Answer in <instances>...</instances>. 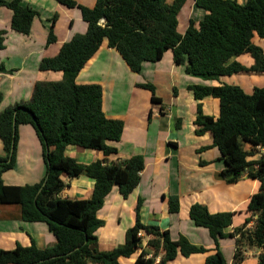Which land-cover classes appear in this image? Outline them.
Returning <instances> with one entry per match:
<instances>
[{
	"label": "trees",
	"instance_id": "obj_1",
	"mask_svg": "<svg viewBox=\"0 0 264 264\" xmlns=\"http://www.w3.org/2000/svg\"><path fill=\"white\" fill-rule=\"evenodd\" d=\"M69 8H78L88 23L84 35H76L65 43L58 55L45 58L42 71L62 72L63 78L54 82H38L29 102L19 103L0 114V139L6 156L0 158V174L15 166L21 125L34 127L43 146L46 165L44 179L35 185L8 186L0 183V206H19L21 220L43 222L56 237L55 246L45 250L34 244L17 246L14 250L0 249V264H121L138 253L143 231L150 237L148 246L152 257L141 251L134 264H167L180 254L189 258L206 254L210 250L190 243L181 236L173 240L169 231L146 226L141 221L143 200H139L134 227L126 233L123 245L111 251L97 249L99 229L105 221L99 218L107 197L115 186L124 198L138 187L145 169L143 156L110 164L107 159L89 165L78 163L66 156L69 146L99 150L106 157L117 153L111 143L122 139L123 120L108 118L103 109L101 85L77 83L79 73L95 56L104 43L116 50L132 72L140 74L144 63L161 60L173 51L177 65L204 81H220L237 73L264 74V51L253 41L257 35L264 40V0H195L196 6L206 11L205 18L196 24L193 20L186 33L178 32V15L186 0H97L94 8H87L75 0H58ZM12 12L11 29L29 35L32 24L40 12L22 3V0H0V9ZM56 17L52 20L48 44L56 41ZM5 31H0V50L5 47ZM250 54L255 64L246 68L228 62L234 56ZM7 70L0 67V73ZM139 87L152 94V102L162 103L152 84ZM189 90L198 101L213 97L220 101V116H207L198 105L195 121L198 136L211 133L213 147L218 148L226 168L220 178L228 184L243 177L257 180L259 191L254 194L247 211L251 216L232 232L234 213L211 214L208 208L195 204L190 208V219L196 226L207 229L215 242V253L206 264H228L219 244L221 239H234L236 250L232 264H243L248 250H259L257 264H264V87L247 94L241 87L195 85ZM3 94L0 92V105ZM263 150L260 159L248 160L255 153L246 151L245 145ZM70 179L88 176L96 180L93 196L88 200L61 199L67 187L63 176ZM171 213H178V197L169 199ZM253 226L250 227V224ZM164 252L159 263L156 260Z\"/></svg>",
	"mask_w": 264,
	"mask_h": 264
},
{
	"label": "crops",
	"instance_id": "obj_2",
	"mask_svg": "<svg viewBox=\"0 0 264 264\" xmlns=\"http://www.w3.org/2000/svg\"><path fill=\"white\" fill-rule=\"evenodd\" d=\"M75 1L87 8H94L97 3V0ZM236 1L245 4L248 0ZM168 2L171 4L174 0ZM22 3L40 12L29 35L13 31L12 12L7 8L0 9V31L6 32L5 47L0 50V67L7 70L0 73V92L3 94L0 114L16 104L29 102L36 83L62 80V72L42 71V61L55 57L65 43L88 31V23L78 8H69L58 0H22ZM205 15L206 11L197 7L195 0H186L178 15V32L184 35L192 20L200 24ZM55 17L56 41L48 44L50 26ZM253 41L264 51V40L256 35ZM234 62L246 68L255 64L250 54L234 56L228 64ZM77 83L101 85L106 116L123 120L125 128L120 142L111 143L118 150L116 154L106 157L99 150L69 146L66 156L84 165L104 159L110 164L135 156L145 159L140 184L133 193L124 198L115 186L107 197L98 214L105 221V226L97 232V249L111 251L125 243L127 231L136 224V209L142 199L141 221L144 225L169 231L173 240L183 236L190 243L210 250L189 258L180 254L167 264H206L207 257L215 253V242L207 229L196 226L190 219V208L200 204L207 207L211 214L234 213L232 227L226 231L232 232L251 216L247 205L259 191L260 183L243 177L237 183L228 184L220 178V173L226 168L222 155L218 148L213 147L212 134L198 136L195 125L199 104L205 115L218 118L220 101L213 97L198 101L189 87L228 84L252 94L255 88L264 87V74L242 72L220 81H204L188 74L184 65H177L173 51H168L157 62L144 63L142 72L137 74L116 50L104 43L79 73ZM142 84H152L162 103H153L151 92L138 86ZM18 133L15 166L0 174V183L8 186L39 184L46 175L42 143L31 125L19 126ZM244 148L255 153L248 158L250 161L260 159L263 153L260 147L254 149L249 144ZM5 156L0 139V158ZM62 178L68 185L59 195L61 199L92 198L95 179L83 175L74 179L67 175ZM172 196L178 197L180 202V210L174 214L169 208ZM20 216L19 206H0V249L10 251L17 246L30 247L34 244L38 249L45 250L56 245L57 239L46 223L25 222ZM149 238L145 234L141 239L140 251L145 250L152 257ZM219 248L227 263L232 264L235 240L221 239ZM140 251L129 259L121 258L119 262L134 264ZM163 254L162 251L157 263ZM259 254L258 250H248L243 264H257Z\"/></svg>",
	"mask_w": 264,
	"mask_h": 264
},
{
	"label": "built area",
	"instance_id": "obj_3",
	"mask_svg": "<svg viewBox=\"0 0 264 264\" xmlns=\"http://www.w3.org/2000/svg\"><path fill=\"white\" fill-rule=\"evenodd\" d=\"M144 236H145V233H144L143 231H141V232L139 233V235H138V237H139L140 239H142Z\"/></svg>",
	"mask_w": 264,
	"mask_h": 264
},
{
	"label": "rangeland",
	"instance_id": "obj_4",
	"mask_svg": "<svg viewBox=\"0 0 264 264\" xmlns=\"http://www.w3.org/2000/svg\"><path fill=\"white\" fill-rule=\"evenodd\" d=\"M33 128H34V127H33ZM252 226H253V225H252ZM252 226H251V227H252ZM258 251H259V250H258ZM140 252H141V251H140Z\"/></svg>",
	"mask_w": 264,
	"mask_h": 264
}]
</instances>
